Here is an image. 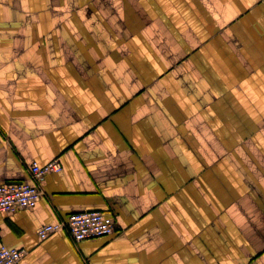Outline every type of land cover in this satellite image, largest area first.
Listing matches in <instances>:
<instances>
[{"label": "crops", "instance_id": "crops-1", "mask_svg": "<svg viewBox=\"0 0 264 264\" xmlns=\"http://www.w3.org/2000/svg\"><path fill=\"white\" fill-rule=\"evenodd\" d=\"M55 159L21 264H264V0H0V182Z\"/></svg>", "mask_w": 264, "mask_h": 264}, {"label": "built area", "instance_id": "built-area-1", "mask_svg": "<svg viewBox=\"0 0 264 264\" xmlns=\"http://www.w3.org/2000/svg\"><path fill=\"white\" fill-rule=\"evenodd\" d=\"M63 169L60 160L45 165L34 162L30 166V179L23 182H0V215L13 214L20 209H34L45 196L43 183L51 173ZM117 220L113 212L82 211L70 214L66 219L41 226L37 235L45 240L59 231H66L75 243L87 239L109 236L117 231ZM27 254L24 249L0 246V264H21Z\"/></svg>", "mask_w": 264, "mask_h": 264}]
</instances>
